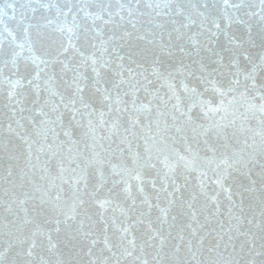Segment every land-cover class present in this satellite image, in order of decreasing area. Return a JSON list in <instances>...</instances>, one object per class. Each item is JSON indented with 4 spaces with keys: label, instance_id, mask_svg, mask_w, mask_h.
Here are the masks:
<instances>
[{
    "label": "snow or ice",
    "instance_id": "obj_1",
    "mask_svg": "<svg viewBox=\"0 0 264 264\" xmlns=\"http://www.w3.org/2000/svg\"><path fill=\"white\" fill-rule=\"evenodd\" d=\"M0 264H264V0H0Z\"/></svg>",
    "mask_w": 264,
    "mask_h": 264
}]
</instances>
